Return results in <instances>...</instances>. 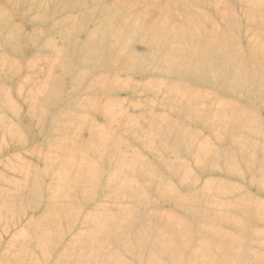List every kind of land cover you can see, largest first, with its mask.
I'll list each match as a JSON object with an SVG mask.
<instances>
[{"label":"rangeland","instance_id":"374dc122","mask_svg":"<svg viewBox=\"0 0 264 264\" xmlns=\"http://www.w3.org/2000/svg\"><path fill=\"white\" fill-rule=\"evenodd\" d=\"M183 1L0 0V264H264V0Z\"/></svg>","mask_w":264,"mask_h":264},{"label":"bare ground","instance_id":"6f19581e","mask_svg":"<svg viewBox=\"0 0 264 264\" xmlns=\"http://www.w3.org/2000/svg\"><path fill=\"white\" fill-rule=\"evenodd\" d=\"M196 1H197V0H196ZM196 1H187V2H184V1H183V3H181V4H182L181 6H185V5H187L188 8H191V7H193V6L196 4ZM184 4H185V5H184ZM177 5L180 6V4H176V6H177ZM185 23H188V24H189L188 19L185 20ZM151 31H153V30H151ZM190 58L193 59V60H195V59L197 58V56L194 55V54H192V56H191Z\"/></svg>","mask_w":264,"mask_h":264}]
</instances>
